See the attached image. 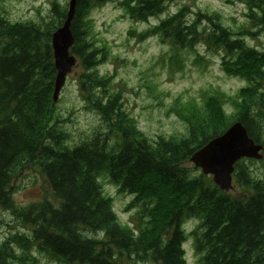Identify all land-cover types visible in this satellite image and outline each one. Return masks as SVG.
<instances>
[{
    "label": "trees",
    "instance_id": "16d2710c",
    "mask_svg": "<svg viewBox=\"0 0 264 264\" xmlns=\"http://www.w3.org/2000/svg\"><path fill=\"white\" fill-rule=\"evenodd\" d=\"M107 1L77 0L71 51L86 70L81 89L102 125L74 145L54 102L52 36L66 20L68 5L53 0L51 16L40 21L13 22L0 13V223L2 213L11 212L24 229L0 244V264H48L43 257L61 264H188V235L203 264H264V173L254 177L242 162L235 165V185L249 191L243 199L234 189L222 191L191 162L235 121L264 144V51L244 39L256 34L252 29L264 30V0H232L245 4L252 29L234 31L217 12L190 19L184 7L142 35L159 34L177 62L199 44L223 51L222 67L247 83L235 116L226 112L221 93L201 104L176 103L172 111L187 125V135L156 140L139 129L121 96L109 93L106 79L96 73L107 58L92 39L88 16ZM120 5L131 18L148 21L164 12L167 0ZM29 165L45 176L56 203H16L13 179ZM103 175L133 195L129 208L140 210L135 228L119 220ZM192 218L200 223L188 234L184 223Z\"/></svg>",
    "mask_w": 264,
    "mask_h": 264
},
{
    "label": "rangeland",
    "instance_id": "374dc122",
    "mask_svg": "<svg viewBox=\"0 0 264 264\" xmlns=\"http://www.w3.org/2000/svg\"><path fill=\"white\" fill-rule=\"evenodd\" d=\"M52 1L0 0V13L13 22L40 21L51 16ZM57 1L62 5H68L69 2ZM121 1L108 0L90 11L88 18L92 25V39L105 49L107 58L96 69V73L106 79L105 88L109 93L121 96L123 107L136 120L139 129L152 140L159 136L187 135V125L172 111L173 107L176 103L201 104L206 96L215 93H221L227 98L225 110L230 116H235V102L241 88L247 83L245 79L228 73L222 67L223 51L209 52L204 44H199L180 54L181 58L177 62L172 57L175 52L159 34L144 39L142 35L184 7L189 11L190 19H195L194 14L197 12H217L221 14L223 23L234 31L245 26L252 29L246 17L245 4L232 0H167L163 13L148 21H140L126 14L120 5ZM252 30L256 34H245L244 39L250 46L264 51V30ZM84 73L86 70L78 60L55 103V114L62 120L61 128L70 135L68 140L71 145L82 142L102 125L101 117L90 107L81 89ZM241 162L254 177L263 176L264 158L243 159ZM100 181L104 192L113 199L119 220L135 228V224L140 222V210L129 208L133 195L121 192L105 175L101 176ZM11 189L14 190L16 203L22 207L45 200L57 202L45 176L34 165H29L13 179ZM233 194L246 199L249 191L236 184ZM1 220L0 244L9 236L24 230L11 212H3ZM199 223V219H188L184 228L189 234ZM183 247L188 264H203L195 250L192 235H188ZM43 260L48 264H61L45 257ZM137 264L153 263L138 260Z\"/></svg>",
    "mask_w": 264,
    "mask_h": 264
},
{
    "label": "water",
    "instance_id": "95a60500",
    "mask_svg": "<svg viewBox=\"0 0 264 264\" xmlns=\"http://www.w3.org/2000/svg\"><path fill=\"white\" fill-rule=\"evenodd\" d=\"M76 10L77 0H69L66 20L52 36L54 63L57 69L55 103L59 99L68 75L78 62L77 56L71 52L75 41L71 27ZM263 158L264 144L256 142L241 121H235L222 134L212 138L197 150L191 161L195 163V167L202 169L204 175L212 176L213 182L222 191L230 192L234 189L235 165L242 159L262 160Z\"/></svg>",
    "mask_w": 264,
    "mask_h": 264
}]
</instances>
